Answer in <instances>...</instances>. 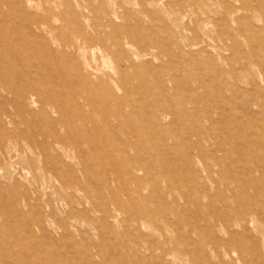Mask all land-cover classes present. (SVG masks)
<instances>
[{
    "label": "rangeland",
    "instance_id": "374dc122",
    "mask_svg": "<svg viewBox=\"0 0 264 264\" xmlns=\"http://www.w3.org/2000/svg\"><path fill=\"white\" fill-rule=\"evenodd\" d=\"M0 264H264V0H0Z\"/></svg>",
    "mask_w": 264,
    "mask_h": 264
}]
</instances>
